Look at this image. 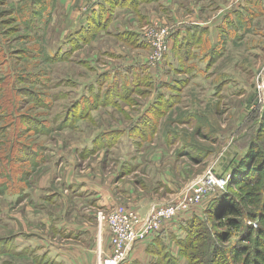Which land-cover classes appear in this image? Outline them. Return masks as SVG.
<instances>
[{"label": "rangeland", "instance_id": "rangeland-1", "mask_svg": "<svg viewBox=\"0 0 264 264\" xmlns=\"http://www.w3.org/2000/svg\"><path fill=\"white\" fill-rule=\"evenodd\" d=\"M27 1L0 0V154L11 153L13 177L19 174L26 180L19 186L23 190L21 194H2L0 186V264H43L31 255H13L10 241L17 235L14 246L18 252L38 248L40 254L47 252L49 260L57 264H96L100 247L104 249L109 242L106 226L102 236L99 235L97 219L102 208L90 205L91 188L78 196L67 183L82 181L105 189L119 206L127 203L119 192L122 186L137 197L157 200L171 197L155 184L158 166L167 167L182 186L209 172L218 178H230L234 161L244 156L252 140L247 128L252 123L251 104L255 98L259 102L255 116L264 114V102L259 100L261 94L257 91L258 83L264 80V10L246 5L243 0H157L138 4L137 13L128 12L123 19L119 14L116 24L130 32H139L142 38L169 31L165 39L168 53L173 48L170 33L177 26L210 24L208 38L216 45L220 38L217 26L229 13L246 6L245 21L250 25L246 31L242 30L240 39L229 40L223 49L216 51L217 56L205 73L199 72L205 64L198 63L195 75L168 74L173 82L174 78L179 82L175 90L177 97L168 107L161 105L151 114L152 109L147 106L157 89L154 87L149 93L143 83L132 87L131 93L120 98L117 105L97 102L93 110L82 112L69 108H73L75 100L83 95L82 90L86 91L97 74L124 64L133 65L137 60L147 64L152 48L147 44L148 49H138L129 39L119 41L107 35L106 30L98 29L91 42L70 58L47 61L46 56H53L64 46L77 16L69 10L64 12L60 0H46V4L39 6L44 11L34 17L35 22L20 25L15 13ZM62 3L73 6L69 0ZM86 5H91L89 0ZM31 17L30 12L23 14V23ZM66 49L64 46L63 52ZM105 50L109 53L112 50L114 58L103 55ZM118 51L123 55L121 59L117 58ZM178 60L187 70L188 62L181 57ZM169 62L172 60L162 56L156 68H149L151 74L164 68L165 75L171 70ZM153 81L158 85L163 82L162 76ZM43 104L44 109L38 107ZM13 105L17 116L14 130L7 128L5 121L12 120ZM137 120L143 121L141 127ZM45 124L49 132L36 135V129ZM133 125L140 136L135 141L128 130ZM4 128L10 137L16 128L12 148ZM117 130L126 133L115 148H102L87 157L77 154L90 150L96 135ZM18 143L36 145V153L44 157V162L36 164L32 161L36 157L30 154L16 155ZM129 151H134L140 160L152 159L154 164L135 169L136 172L129 161L122 160V155ZM2 173L0 169V184L4 183ZM189 185L181 187L172 198H183ZM223 191L216 187L209 191V196L193 212L204 211ZM24 192L28 196L20 200ZM196 246L199 248L190 251L194 256L204 250L201 242Z\"/></svg>", "mask_w": 264, "mask_h": 264}, {"label": "trees", "instance_id": "trees-1", "mask_svg": "<svg viewBox=\"0 0 264 264\" xmlns=\"http://www.w3.org/2000/svg\"><path fill=\"white\" fill-rule=\"evenodd\" d=\"M155 1L157 0H99L81 15L79 27L66 37L62 45L66 46L67 49L63 52L64 46L60 47L53 56H46V60L56 62L70 58L89 44L90 39L98 29L109 32L120 12L137 13L138 4ZM243 1L246 5L248 3L249 5L253 4L264 10V0ZM42 4H46V0L42 2L40 0H28L18 10V14L15 13L16 19L18 16L17 23L26 26V23L30 25L31 22H35L34 17L41 15L40 12L44 11V9L39 8ZM37 8L39 11L36 10ZM26 12H30L32 17L30 21L26 19L23 23V14H26ZM247 13L246 6H244L229 13L224 19H221L222 21L220 20L221 22L217 26L220 38L219 43L217 42L216 45H213L210 38H208L209 28L201 25L189 24L184 26L185 34L181 32L172 33L170 36L173 40V48L170 52L172 55L169 53L171 55L170 60H172V63L169 62L170 73L195 75L198 71V63L205 64L204 68L199 70L201 74L205 73L211 65L213 57L217 56L216 51L223 49L227 41L238 40L243 36L242 30L246 31L247 25H250L248 20L245 21ZM140 17L141 19L144 18L143 16ZM114 37L119 41L129 39L138 49L149 48L139 32L126 30L115 34ZM169 54L165 55L164 58L169 59ZM179 56L185 62H188L186 64L188 66L187 70L182 67L180 62L177 63ZM115 71L99 74L94 85L89 88L88 93L77 98L74 106H72L73 108H69V110L75 109L82 112L85 110L88 112L94 109L93 106L97 102L117 105L120 98L131 93L132 87H138L136 84L142 85L143 83L150 90L149 93L152 92L154 87L158 92L155 101L149 106V109H152L151 114L155 112V108L161 105L168 107L169 104L174 103V99L177 97L175 90L179 84L178 80L174 78L172 85L168 83L162 86L160 84L156 85L147 64L143 66L133 64L125 69ZM140 77H143V80ZM105 85L106 89H103ZM258 103L255 98L251 104L254 112H252V123L247 128L252 140L248 143L244 156L234 161L225 191L211 201L204 211L193 212L194 208L187 216L176 220L179 236H173L169 233V235L160 234L161 236L156 237L148 246L149 249H146L147 254L153 257L154 264H264V114L255 116L257 108H259ZM14 105L18 109L17 100L14 101ZM14 105L11 115L12 120H5L7 128L13 127V130L14 127L17 128ZM38 107L44 109L45 104L38 105ZM0 108H2V104H0ZM79 115H82V113ZM5 121L3 120V122ZM139 121L141 122L139 123ZM142 123V120H137L138 127H141ZM138 127L136 126V128ZM7 128H4L6 129L4 133L7 136L6 139L12 144V148L15 144L16 128L15 133L14 131L11 133V137L7 134ZM47 129L49 130L45 124L38 127L34 133L36 135L46 134L49 132ZM128 130L134 141L135 138H140L138 132L135 133L134 125ZM125 133V130L102 132L95 136L90 150H84L78 155L87 157L97 153L102 148H115ZM18 147L16 155L30 154V156L36 157L32 160L36 164L44 162V157L36 153L38 151L35 149L36 145H29L28 147L25 144L18 143ZM28 148L33 152L28 151ZM12 156L11 153L7 155L0 154V169L3 173H6L5 176L2 173L1 177L4 179V183L0 186L2 187L1 193L5 195L9 192L21 194L23 190L19 186L24 184L23 181H26L19 174H16L15 178L13 177V167L10 164ZM23 195H20V200L28 196L25 195V192ZM14 242L13 238L10 241V247L15 253L13 254L15 257L31 255L35 261H42L43 264H57L55 261L49 260L47 252L40 254L38 248H25L18 252ZM198 242L202 243L204 250L194 256L190 251L199 248V246H196ZM175 250L177 251L175 252ZM18 253L22 254L18 255ZM124 264H139V262H126Z\"/></svg>", "mask_w": 264, "mask_h": 264}, {"label": "built area", "instance_id": "built-area-1", "mask_svg": "<svg viewBox=\"0 0 264 264\" xmlns=\"http://www.w3.org/2000/svg\"><path fill=\"white\" fill-rule=\"evenodd\" d=\"M96 1L98 0H89L91 5ZM87 10V5L81 9L82 12ZM168 35L169 31H163L161 36L153 34L143 36L153 52L147 62L149 68H156L162 56L169 54L170 50L165 43ZM257 91L261 94L259 100L264 102V80L258 83ZM229 179V177L218 178L209 172L208 175L190 184L183 198L175 197L166 204L152 206L146 216H141L136 209L125 205L115 206L106 212L101 209L97 219L99 235L102 236V229L106 226L109 242L104 249L100 247L96 264L126 263L129 250L133 246L149 242L168 224L187 216L192 209L205 201L206 196H209V191L215 190V187L222 191L225 190Z\"/></svg>", "mask_w": 264, "mask_h": 264}, {"label": "crops", "instance_id": "crops-1", "mask_svg": "<svg viewBox=\"0 0 264 264\" xmlns=\"http://www.w3.org/2000/svg\"><path fill=\"white\" fill-rule=\"evenodd\" d=\"M69 1H70L71 5H73V6H68V5L66 6L65 4H63L62 2H65V0H63V1L60 0V2H61L60 6L65 9L64 12L69 10L68 12H71L73 15L75 14V16H77V23L75 24V27L72 28V30H74V29L79 27L80 17L84 13V12L81 11V8H84L86 6V3H87L88 0H69ZM79 12H80V15H79ZM127 13L128 12H126V13L125 12H120V17L119 18L123 19L124 17H126ZM192 24L193 25H201V26H204V27L210 26V24H206V23H203V22L192 23ZM187 25H189V24L187 23L185 26H187ZM183 27L184 26H177L176 29L174 28V32L173 33L181 32L182 34H185V30H184ZM208 28H210V27H208ZM126 30H127L126 28H124V27H122L120 25H117L116 22H114L112 24L109 32H107V35L114 36L115 34L124 32ZM211 40L213 42V39H211ZM172 43H171V47H172ZM109 50H110V48H109ZM109 50H107L108 52L106 50L103 51V55L106 54L107 57L109 56V57H113L114 58L113 55H115V53L112 50L109 53ZM170 54H169V59L171 57ZM121 55H122L121 52L118 51L117 58L121 59L122 56H123V55L122 56ZM134 64L143 66V65H146V62L137 60V61H135ZM128 66H129L128 64H124V65L118 66V68L110 69L107 72L113 73L115 70H118V69L122 70V69H125ZM163 69L164 68H161L159 70H154L152 72L153 73L152 77L155 78V77H158V76H162L163 82H159V84L161 86L163 84H166V83L172 85L173 84V80L170 77L171 75L170 76L168 75V74H170L171 71H169L168 73H165V75H164L163 74V72H164ZM99 74H102V73H99ZM99 74H97V76H99ZM97 76L95 77L94 82L88 88L84 87V88H87V89H85L86 91L82 90L83 94L88 93L89 88L94 85ZM162 92L164 93V91H162ZM157 94H158V92L155 91L153 96H152L153 98H152L151 101H149V104H148L147 107H149L155 101V99L157 97ZM82 152H83V150L81 152H77V154H81ZM132 152H134V151H129L126 154L122 155L123 156L122 160L125 163H127L129 161V165L132 166L131 167L132 169L139 170L144 165L154 164V161L152 159H149V160H146V159L142 160L141 159L140 160L138 155L137 154H133ZM172 159L175 160L173 156H172ZM173 160H172V164H174ZM133 161L135 163L134 165H133ZM168 162H169V160H168ZM166 169H167V167L164 168L162 166H158V167L155 168V177H156L155 178L156 179L155 180V184L158 185V186H161L164 190H166L165 193H166V195H170L171 196L170 198H168L166 200L165 199L157 200V199H154L155 197H149V198H144V197H141V196L137 197V195L134 194L133 191H131L129 188H127L125 186L124 187L122 186V187L119 188V192H120L121 196L123 198H126L125 200H127V203H125L124 205L136 209L140 213L141 216H146L149 213V211L152 208V206L158 205V204L167 203L168 201L173 199L172 197L174 196V194L176 195V193L179 192L181 187L183 188L184 186L186 187L187 185L190 184L191 181L187 182L186 185L182 186L180 184V182H178L170 174L169 169H167V170ZM137 170H135V171L137 172ZM67 185H69V187H71L73 189V192L76 193V195H78V196L81 195L84 192H87L89 190V188H91L92 193H90L89 196L93 195V197L90 198V200H89L90 205H97L98 208H102L104 210H109V209L114 208L115 206H117V203L116 202L114 203L113 195L110 192L106 191L105 189H100V188H98L97 186H95L93 184H90V183H87V182H82V181H75V183L71 182V184H70V182H68ZM89 196H88V199H89ZM161 198H164V197L162 196ZM38 199L40 200V198H38ZM132 199L135 200V201H133ZM84 216H86V215H84ZM177 224H178L177 222H172V223L168 224L165 228H163L160 231L159 234L154 236V239L150 240L149 242H144V243H140V244H137V245L133 246L129 250L128 259H127L126 262L134 263L135 261H138L139 264H154L153 257H151L149 254H147L146 249L156 239V237H158L160 234L169 235V233H170L173 236H175V235L179 236L180 234H179V230H177V228H178ZM23 237H27V236L23 235ZM17 238H18V235L14 237V241L15 242H16ZM173 246L174 245L172 243V248H173ZM176 251L177 250H175V252Z\"/></svg>", "mask_w": 264, "mask_h": 264}]
</instances>
